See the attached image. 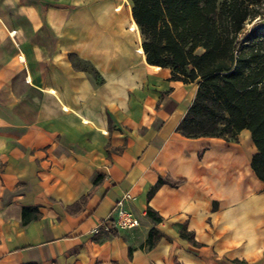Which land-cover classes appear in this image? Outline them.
<instances>
[{
    "label": "crops",
    "instance_id": "1",
    "mask_svg": "<svg viewBox=\"0 0 264 264\" xmlns=\"http://www.w3.org/2000/svg\"><path fill=\"white\" fill-rule=\"evenodd\" d=\"M119 4L0 0V264H233V224H264L249 131L181 135L197 84L141 61ZM125 192L140 225L93 232Z\"/></svg>",
    "mask_w": 264,
    "mask_h": 264
},
{
    "label": "trees",
    "instance_id": "2",
    "mask_svg": "<svg viewBox=\"0 0 264 264\" xmlns=\"http://www.w3.org/2000/svg\"><path fill=\"white\" fill-rule=\"evenodd\" d=\"M131 3L132 24L143 38L140 50L146 64L168 67L171 79L197 84L177 131L188 138L235 140L241 130H248L255 147L250 167L264 183V35L253 33L247 42L239 39L249 17L248 9L232 0ZM164 183L167 181L159 177L148 190L147 199ZM28 210L23 209V216ZM146 215L161 220L150 207ZM179 235L197 244L186 226ZM162 236L151 229L148 247Z\"/></svg>",
    "mask_w": 264,
    "mask_h": 264
},
{
    "label": "rangeland",
    "instance_id": "3",
    "mask_svg": "<svg viewBox=\"0 0 264 264\" xmlns=\"http://www.w3.org/2000/svg\"><path fill=\"white\" fill-rule=\"evenodd\" d=\"M219 2H222L223 0H218ZM235 1L237 4H239L241 7H246L248 9L249 17L245 21L244 29L239 34V39L241 42H247L248 39H250L251 36H253V33L256 34V36L264 35V0H232ZM123 2L126 4V6H123L122 4L117 5V10L120 11V15L123 18L122 22L126 24V26H123L124 31L128 28L129 32L134 37L135 41L132 38L131 41V48L132 50H135L136 44H137V53L140 55L141 61H144V57L142 56L141 50H140V44L142 42V36L140 34L139 29L132 24V17H131V0H123ZM128 33V32H127ZM73 63L75 67L79 69L85 70L91 78L97 77V74L95 71L87 64L82 63L76 59V57H73ZM63 106L65 107L66 104L63 103ZM91 126V124H89ZM215 207V206H214ZM221 223V222H220ZM252 225V230L250 234V240L247 236H242L240 233H237V229L235 225L233 224L234 228V255L232 262L233 264H259L260 260L258 259L259 256H261L262 252V246L258 239L260 237L263 226L258 227V225H254L251 221L250 223ZM218 230L221 232L222 225L218 224ZM258 232V234H257ZM223 236L221 237L218 235L217 240L221 241ZM216 240V241H217ZM221 243L219 242L217 247L220 248ZM223 250H225V246L223 247ZM220 252V251H219Z\"/></svg>",
    "mask_w": 264,
    "mask_h": 264
},
{
    "label": "built area",
    "instance_id": "4",
    "mask_svg": "<svg viewBox=\"0 0 264 264\" xmlns=\"http://www.w3.org/2000/svg\"><path fill=\"white\" fill-rule=\"evenodd\" d=\"M130 198L131 196L127 192L123 193L111 208L106 219L94 227L93 232H98L101 227L107 231L131 230L138 227L140 225L139 218L126 206V201Z\"/></svg>",
    "mask_w": 264,
    "mask_h": 264
}]
</instances>
